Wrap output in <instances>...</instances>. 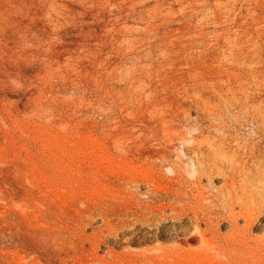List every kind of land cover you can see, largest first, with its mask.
<instances>
[{
	"label": "rangeland",
	"instance_id": "obj_1",
	"mask_svg": "<svg viewBox=\"0 0 264 264\" xmlns=\"http://www.w3.org/2000/svg\"><path fill=\"white\" fill-rule=\"evenodd\" d=\"M199 153L264 163V0H0V264H264V222L136 223Z\"/></svg>",
	"mask_w": 264,
	"mask_h": 264
},
{
	"label": "bare ground",
	"instance_id": "obj_2",
	"mask_svg": "<svg viewBox=\"0 0 264 264\" xmlns=\"http://www.w3.org/2000/svg\"><path fill=\"white\" fill-rule=\"evenodd\" d=\"M196 155L186 171L190 175L189 179L183 177L182 182L176 181L174 178L180 172L172 169L174 177L168 182L172 187L170 190L159 188L154 182H145L147 194L151 198L158 197L159 202L163 198H170V202L165 205L150 203L141 206V218L136 221L141 223L140 227H161L167 221L173 225L174 219H187L196 224L206 220L216 225L229 218L242 219L247 225L264 222V163H253L250 166L246 163L239 167L234 164L218 166L202 162V155ZM218 178L223 179V187L204 197L201 182L204 180L211 184ZM158 181L161 182L159 178ZM139 183L135 181L136 185ZM184 199H191L192 203L186 204ZM235 209H238L237 213ZM166 211H170L168 217Z\"/></svg>",
	"mask_w": 264,
	"mask_h": 264
}]
</instances>
